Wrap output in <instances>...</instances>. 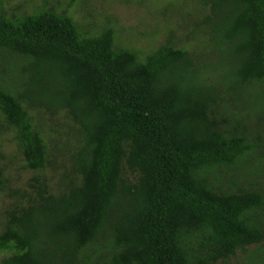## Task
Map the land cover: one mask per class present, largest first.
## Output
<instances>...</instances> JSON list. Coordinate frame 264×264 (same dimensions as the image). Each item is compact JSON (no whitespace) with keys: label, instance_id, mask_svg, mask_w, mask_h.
<instances>
[{"label":"trees","instance_id":"obj_1","mask_svg":"<svg viewBox=\"0 0 264 264\" xmlns=\"http://www.w3.org/2000/svg\"><path fill=\"white\" fill-rule=\"evenodd\" d=\"M201 2L231 82L264 85V0ZM102 30L86 33L66 12L0 15V53L28 64L22 93L0 86V133L12 130L33 172L47 148L28 105L64 113L82 138L72 186L39 183L5 218L0 264H217L261 244L264 194L208 177L253 145L222 128L190 54L166 43L140 60Z\"/></svg>","mask_w":264,"mask_h":264},{"label":"rangeland","instance_id":"obj_2","mask_svg":"<svg viewBox=\"0 0 264 264\" xmlns=\"http://www.w3.org/2000/svg\"><path fill=\"white\" fill-rule=\"evenodd\" d=\"M42 9L66 12L84 32L93 35L110 26L115 33L114 47L133 50L140 60L166 43L186 50L199 77L218 95L214 108L222 128L243 132L253 145L242 161L211 171L209 179L221 190L253 188L264 194V85L231 82L219 49L202 23L207 8L201 0H0V15L7 18ZM26 67L21 58L0 53V86L12 94L22 93L27 84ZM28 108L45 141L46 164L40 172L26 169L12 130L0 133V230L10 212L34 197L39 183L55 194L77 180L74 158L82 142L77 128L62 112ZM6 256L0 253V261ZM89 264L99 263L92 258ZM217 264H264V241Z\"/></svg>","mask_w":264,"mask_h":264}]
</instances>
